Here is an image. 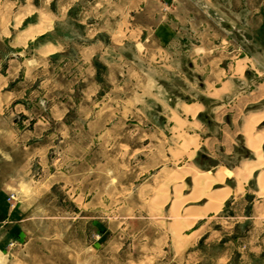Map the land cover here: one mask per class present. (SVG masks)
Instances as JSON below:
<instances>
[{
    "label": "crops",
    "instance_id": "obj_1",
    "mask_svg": "<svg viewBox=\"0 0 264 264\" xmlns=\"http://www.w3.org/2000/svg\"><path fill=\"white\" fill-rule=\"evenodd\" d=\"M262 116L264 0H30L13 15L2 2L0 159L16 170L0 191H15L10 209H57L59 182L76 208L107 209L115 180L110 209H179L194 223L252 201L263 216L264 139L259 153L252 146ZM198 149L208 170L191 162ZM108 158L122 170L109 179ZM30 166L40 177L20 174Z\"/></svg>",
    "mask_w": 264,
    "mask_h": 264
},
{
    "label": "rangeland",
    "instance_id": "obj_2",
    "mask_svg": "<svg viewBox=\"0 0 264 264\" xmlns=\"http://www.w3.org/2000/svg\"><path fill=\"white\" fill-rule=\"evenodd\" d=\"M21 1L10 0L12 15L25 2L30 4V0ZM155 12L158 17L159 7ZM123 24L130 27L131 22ZM91 25L85 23L84 27ZM190 141L196 144L192 138L186 140L188 144ZM62 150L59 147L51 152L57 163L63 160ZM196 153L193 165L208 170L211 159L199 149ZM187 154L185 163L189 164V149ZM111 165L108 158V168ZM113 166L108 179L122 172L120 164L116 170ZM14 170L0 159V187L3 178L13 175ZM28 171L27 175L20 174L27 179L41 175L34 166ZM58 171L61 173L63 167ZM155 174L156 171L140 176L135 186L144 184L147 178L152 180ZM129 183L126 181L128 187ZM118 185L115 180L110 183L113 195L107 198V209L76 208L64 182L52 187L56 198L49 206L56 205L57 209H10L16 204L15 191H0V201L9 208L0 209V264H264V215L250 209L252 201L239 206L229 204L243 209H224L216 217L185 223L181 220L188 216L185 210L181 216L179 209H110L120 205L121 198L114 196ZM21 192L28 191L22 188ZM128 195L129 201L131 193Z\"/></svg>",
    "mask_w": 264,
    "mask_h": 264
},
{
    "label": "bare ground",
    "instance_id": "obj_3",
    "mask_svg": "<svg viewBox=\"0 0 264 264\" xmlns=\"http://www.w3.org/2000/svg\"><path fill=\"white\" fill-rule=\"evenodd\" d=\"M130 102V101H129ZM129 106V105H128ZM264 117V116H263ZM263 120V119H262ZM257 121V120H256ZM264 131V130H263ZM145 138V137H144ZM148 138V137H147ZM264 139V132H262V136L257 138L256 140H254V144L252 146H254V148L256 149V151L259 153V150L258 147H259V144L260 142ZM149 140V139H148ZM261 157V156H260ZM256 167V166H255ZM138 171H139V168H138ZM196 173V172H195ZM200 178V177H199ZM261 189L264 188V178L261 179V182H260V186H259ZM258 187V189H259ZM217 199V198H216ZM215 203V201H214ZM217 203V202H216ZM176 215V214H175Z\"/></svg>",
    "mask_w": 264,
    "mask_h": 264
},
{
    "label": "built area",
    "instance_id": "obj_4",
    "mask_svg": "<svg viewBox=\"0 0 264 264\" xmlns=\"http://www.w3.org/2000/svg\"><path fill=\"white\" fill-rule=\"evenodd\" d=\"M10 198H11V199H13V198H14V196H13V195H11V196H10Z\"/></svg>",
    "mask_w": 264,
    "mask_h": 264
}]
</instances>
